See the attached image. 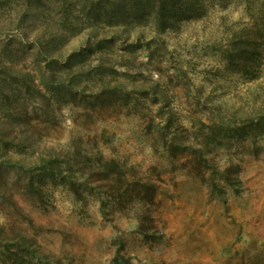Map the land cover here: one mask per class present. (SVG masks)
<instances>
[{"label": "rangeland", "instance_id": "1", "mask_svg": "<svg viewBox=\"0 0 264 264\" xmlns=\"http://www.w3.org/2000/svg\"><path fill=\"white\" fill-rule=\"evenodd\" d=\"M0 264H264V0H0Z\"/></svg>", "mask_w": 264, "mask_h": 264}, {"label": "trees", "instance_id": "2", "mask_svg": "<svg viewBox=\"0 0 264 264\" xmlns=\"http://www.w3.org/2000/svg\"><path fill=\"white\" fill-rule=\"evenodd\" d=\"M146 189V192H148V190L152 189L153 190V187L152 186H145L144 187ZM152 194V193H151ZM151 196L149 197L148 201L151 202Z\"/></svg>", "mask_w": 264, "mask_h": 264}]
</instances>
